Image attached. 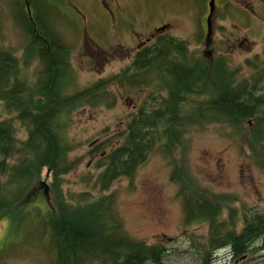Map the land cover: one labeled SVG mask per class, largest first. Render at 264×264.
<instances>
[{"label": "trees", "instance_id": "obj_1", "mask_svg": "<svg viewBox=\"0 0 264 264\" xmlns=\"http://www.w3.org/2000/svg\"><path fill=\"white\" fill-rule=\"evenodd\" d=\"M41 2H10L27 35L23 56L6 47L0 33V219L11 220L12 233L38 217L36 234L44 236L45 229L54 249L50 264H106V258L109 264H164L168 247L130 236L115 194L106 193L161 152L173 165L170 179L179 185L185 223L209 227L201 264H210L224 247L231 260L242 258L251 244L264 249V212L240 210L233 196L201 187L183 158L192 129L227 124L243 136L264 170V60L256 55L233 67L226 54L207 57L208 51L193 50L187 40L163 31L138 49L119 73L81 88L72 48L49 26V7ZM35 61L37 72L31 75L27 70ZM114 86L150 92L129 113L124 127L91 151L99 157V172L84 181L93 182L97 195L66 193L65 176L78 164L71 157L79 147L70 133L74 114L84 106L115 105ZM17 125L26 127L25 139L17 135ZM247 148H242L243 155Z\"/></svg>", "mask_w": 264, "mask_h": 264}, {"label": "rangeland", "instance_id": "obj_2", "mask_svg": "<svg viewBox=\"0 0 264 264\" xmlns=\"http://www.w3.org/2000/svg\"><path fill=\"white\" fill-rule=\"evenodd\" d=\"M10 2L0 0V33L5 46L22 56L27 38L14 18ZM41 3L49 7L56 30L72 48V64L80 87L119 73L131 64L140 44L162 26L172 35L187 40L191 49L208 50L207 57L226 54L233 67L256 55L260 61L264 60V0H215L209 46L206 37L209 0H42ZM245 7L253 8L254 12H244ZM103 50L104 54L114 53L116 58L106 60ZM35 68L34 63L30 70L34 72ZM244 68L245 74L250 75L249 68ZM113 90L117 102L112 107L84 106L74 114L70 133L79 147L71 157L78 164L65 176L66 193L91 191L97 195L93 182L84 181L99 172L96 169L99 157L91 153V144L124 127L129 113L141 106L150 92L139 87L129 91L121 87L120 91L114 86ZM22 131L18 126L17 135L25 138ZM243 147L247 148L243 136L235 135L228 125L197 127L188 135L185 166L201 187L233 196L238 209L264 212V170L255 164L249 148L243 155ZM172 170L169 157L154 153L133 176L120 178L106 193L115 194L116 208L130 236L168 247L164 264H201L209 227L203 222L185 223L179 185L170 179ZM22 219L27 218L23 215ZM39 221L38 217L27 219L24 230L22 227L12 233L11 220H0V264H50L54 249L45 229L44 236L36 234ZM27 229L29 232L24 233ZM230 257L228 249H221L210 264H264V249L255 248L240 259Z\"/></svg>", "mask_w": 264, "mask_h": 264}, {"label": "bare ground", "instance_id": "obj_3", "mask_svg": "<svg viewBox=\"0 0 264 264\" xmlns=\"http://www.w3.org/2000/svg\"><path fill=\"white\" fill-rule=\"evenodd\" d=\"M28 11H29V13L31 14L32 12H31V9L30 8H28ZM51 12L49 11V16L47 17V21H48V24H49V26H51V27H53L55 30H56V28H55V25H54V23H53V19L51 18ZM46 19V18H45ZM21 27V26H20ZM162 30H164V31H167V28L165 27V26H162V27H160ZM21 30H22V32L24 33V35L26 36V38H27V35H26V32L24 31V29L23 28H21ZM57 31V30H56ZM58 32V31H57ZM59 33V32H58ZM60 34V33H59ZM26 44H27V41H26ZM69 45V44H68ZM26 46V45H25ZM70 46V45H69ZM71 47V46H70ZM100 48V47H99ZM105 50V49H104ZM104 50L102 51L103 53H104ZM25 51V50H24ZM72 53H73V51H72ZM15 54V53H14ZM208 54V53H207ZM23 55H24V53H23ZM22 55V56H23ZM19 57H21V55H19ZM71 58H72V55H71ZM111 59H113V58H109L108 60H111ZM71 62H72V59H71ZM35 64H36V66H37V61H35L34 62ZM33 63V64H34ZM32 64V65H33ZM31 65V66H32ZM31 66H29L28 67V71L31 73V74H33L32 73V70H30V67ZM72 66H73V64H72ZM38 68V67H37ZM73 68H74V66H73ZM250 71V68H249V70H248V72ZM34 72L36 73L37 71L36 70H34ZM81 88H84V87H81ZM121 88H119V90H120ZM131 89H134V88H131ZM131 89H127V87H125L124 88V91H129V90H131ZM121 91V90H120ZM264 92V91H263ZM117 102V101H116ZM99 106V105H98ZM97 107V106H96ZM0 109H1V105H0ZM250 124H251V122H249V125L248 126H250ZM225 125H227V124H225ZM229 126V125H228ZM230 127V126H229ZM231 128V127H230ZM232 129V128H231ZM23 131H22V134H24V135H27V129H26V127L25 128H23L22 129ZM236 135V134H235ZM22 139H25V138H22ZM99 140H96V141H94L91 145H92V149H91V151L93 150V148L95 147V145H96V143L98 142ZM103 141V140H102ZM78 149V148H77ZM251 153V152H250ZM93 154V153H92ZM252 154V153H251ZM93 156H97V155H93ZM73 158V157H72ZM75 159V158H74ZM255 161V160H254ZM146 163V162H145ZM144 163V164H145ZM256 164V163H255ZM122 178V177H121ZM46 183H47V181L46 180H44ZM44 181H43V189H44ZM47 187H48V183H47ZM48 193H49V188H48ZM44 195H45V189H44ZM45 197H46V195H45ZM46 199H47V202L49 203V201H50V197H49V195H48V198L46 197ZM6 219V218H5ZM5 219H0V220H5ZM256 247V244H251L250 246H248L247 247V250L245 251V252H243V255H242V258L243 257H245L248 253H250V252H252L253 250H254V248ZM221 249H228L227 247H224V248H221ZM221 249H219V250H221ZM218 250V251H219ZM228 252H229V249H228ZM53 257H54V254H53ZM53 259V258H52ZM230 259H231V257H230ZM51 263V262H50ZM105 263L106 264H109V259L108 258H106V260H105Z\"/></svg>", "mask_w": 264, "mask_h": 264}, {"label": "water", "instance_id": "obj_4", "mask_svg": "<svg viewBox=\"0 0 264 264\" xmlns=\"http://www.w3.org/2000/svg\"><path fill=\"white\" fill-rule=\"evenodd\" d=\"M214 8H215V0H211L210 1V14H209L208 19H207V21H208V35H207V37L208 38L210 36V32H211V29H212V21H211V19H212L213 13H214ZM44 189H45V195L48 198V195H49L48 187H47V183L45 181H44Z\"/></svg>", "mask_w": 264, "mask_h": 264}, {"label": "flooded vegetation", "instance_id": "obj_5", "mask_svg": "<svg viewBox=\"0 0 264 264\" xmlns=\"http://www.w3.org/2000/svg\"><path fill=\"white\" fill-rule=\"evenodd\" d=\"M225 4H226V3H225ZM249 11H250V12H254V11H253V8H252V10H250L249 8L245 7L244 12H249ZM157 34H158V33L155 32V33H153L150 37H148L146 40H144V41L140 44V46L138 47V49L141 48V47H142L143 45H145L146 43H148L149 41L153 40ZM207 40H209V38H208ZM238 40H240V39H238ZM103 54H104V53H103ZM94 56H95V55H94ZM104 57L106 58V60H108L109 58H116V55H115L114 53H112V52H108V53H105V54H104Z\"/></svg>", "mask_w": 264, "mask_h": 264}]
</instances>
